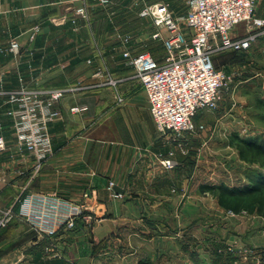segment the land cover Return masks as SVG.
<instances>
[{"label": "crops", "instance_id": "crops-1", "mask_svg": "<svg viewBox=\"0 0 264 264\" xmlns=\"http://www.w3.org/2000/svg\"><path fill=\"white\" fill-rule=\"evenodd\" d=\"M111 1L104 6L95 0H0V134L8 144L0 153V169L6 171L2 205L16 209L27 194H56L84 203L93 216L79 218L75 230L30 241L12 264H205L203 252L212 254L217 243L194 221L205 210L201 198L209 195L200 189L208 183L207 166L192 160L189 137L181 147L180 140L159 132L147 93L123 55L127 49L142 52L132 35L126 40V0ZM83 3L86 17L76 12ZM256 14L264 17V0H258ZM232 33L243 35L245 25ZM13 38L21 43L17 56L9 50ZM166 53L165 48L152 54L162 61ZM99 67L118 84L71 93L55 104L60 114L50 125L53 154L35 172L34 160L5 127L12 104L4 92L92 84ZM77 104L87 110L72 113ZM173 151L177 166L165 168L161 158ZM110 181L123 197L111 196Z\"/></svg>", "mask_w": 264, "mask_h": 264}, {"label": "built area", "instance_id": "built-area-1", "mask_svg": "<svg viewBox=\"0 0 264 264\" xmlns=\"http://www.w3.org/2000/svg\"><path fill=\"white\" fill-rule=\"evenodd\" d=\"M95 1L104 6L112 2ZM257 3L258 0H188L189 10L182 17L176 16L164 2L142 8L140 15L152 20L156 27L152 37L164 42L166 56L160 61L149 51L133 53L130 49L123 55L147 93L159 132L180 140L181 147L185 134L197 128L195 117L198 112L217 108L221 90L228 81L229 76L216 67L214 54L249 50L259 39H264V17L256 14ZM76 12L86 17V5L83 3ZM241 24L245 25V33L234 36L232 32ZM39 31L40 26H34L31 38L34 39ZM9 50L15 56L20 55L18 38L11 40ZM93 78L92 84L37 89L21 86L4 92L12 104L8 114L17 143L34 160L35 172H39L42 163L53 154L50 125L60 114L55 104L68 94L116 86L119 81L101 67L95 70ZM86 110V105L79 104L70 108L72 113ZM7 148L6 138L0 134V153ZM19 160L21 163L27 161L24 157ZM161 164L168 169L175 168V152L161 158ZM5 172L0 169V180L5 179ZM108 188L112 197H123L115 189L114 181L109 182ZM85 196L89 194L85 193ZM86 210L84 203L66 200L56 194L31 193L20 200L18 208L1 210L0 229L13 217H20L40 235L54 237L61 230H75L79 218L92 219Z\"/></svg>", "mask_w": 264, "mask_h": 264}, {"label": "rangeland", "instance_id": "rangeland-1", "mask_svg": "<svg viewBox=\"0 0 264 264\" xmlns=\"http://www.w3.org/2000/svg\"><path fill=\"white\" fill-rule=\"evenodd\" d=\"M156 2L169 4L178 17L186 15L189 10L188 0H126L122 8L124 32L142 44L141 51L153 54L164 52L165 45L162 40L152 38L156 27L140 12L145 5ZM213 59L216 67L229 76L228 81L221 90L217 108L201 110L195 118L196 130L185 134V138L191 140L188 152L192 160H200L207 166L203 178L208 183L242 187L250 182L249 174L264 172L259 164L241 160L236 147L231 144L233 134L264 142V39H259L248 51L217 52ZM9 118L5 120V127L13 133ZM202 120L206 123V126L201 124L204 130L198 127ZM201 202L205 210L201 218L198 216L194 220L201 221V231L206 226L208 237L214 238L221 249L230 250L228 255L235 258L236 264H264V216L221 209L210 193L206 199L202 197ZM14 206L2 205L0 200V210ZM176 222L182 221L176 217ZM39 236L21 218L13 217L0 229V264H12L29 242ZM211 242L208 243L210 247ZM215 247L210 255L208 251L205 255L203 252L205 264H212Z\"/></svg>", "mask_w": 264, "mask_h": 264}, {"label": "trees", "instance_id": "trees-1", "mask_svg": "<svg viewBox=\"0 0 264 264\" xmlns=\"http://www.w3.org/2000/svg\"><path fill=\"white\" fill-rule=\"evenodd\" d=\"M234 51L236 53L245 52ZM248 51V50H247ZM231 144L236 147L239 158L250 164H259L264 168V142L246 139L238 134L231 135ZM249 183L242 187L230 186L225 183L202 184L201 192L212 194L217 204L232 213L247 212L264 216V172H254L248 175ZM214 250L212 264H236L235 258L228 255L230 250L221 249L220 244ZM226 252V253H224ZM139 264H151L140 262ZM196 264H200L198 261Z\"/></svg>", "mask_w": 264, "mask_h": 264}]
</instances>
